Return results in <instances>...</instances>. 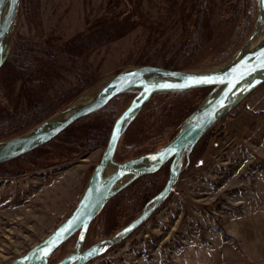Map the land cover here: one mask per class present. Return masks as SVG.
<instances>
[{
    "label": "rangeland",
    "instance_id": "obj_1",
    "mask_svg": "<svg viewBox=\"0 0 264 264\" xmlns=\"http://www.w3.org/2000/svg\"><path fill=\"white\" fill-rule=\"evenodd\" d=\"M208 1L210 33L195 56L189 58L187 70H210L228 64L241 53L256 29L258 0ZM109 2L30 0L26 6L21 2L13 38L59 47L85 32L90 25L87 19L95 21L105 15ZM199 6V0H142L144 20L134 30L91 51L86 62H65L49 68L47 94L67 91L78 79L85 82L92 75L103 85L140 66L165 68L199 26ZM20 85L21 81L11 85L6 76L0 77L3 108L26 109V103L18 99ZM210 93L211 90L197 91L181 97L151 99L150 107L140 112L121 139L116 160L124 162L160 148L171 133L187 123ZM220 121L203 141L204 150L197 152L200 161L191 164L190 154L185 156L179 180L151 217L88 264L248 261L239 241L222 230L231 216L264 197V85L244 100L238 116ZM103 152L104 148H99L68 159H60L54 152L31 169L13 162L16 159L0 164V264H10L26 254L70 216ZM165 167L168 174L162 177L164 181L170 175L169 165ZM119 194L96 215L83 249L113 236L138 217V204L134 210L129 205L125 208ZM76 240L77 235L61 246L50 264L68 255ZM221 240L228 245L222 256L220 250H213L220 249Z\"/></svg>",
    "mask_w": 264,
    "mask_h": 264
},
{
    "label": "water",
    "instance_id": "obj_2",
    "mask_svg": "<svg viewBox=\"0 0 264 264\" xmlns=\"http://www.w3.org/2000/svg\"><path fill=\"white\" fill-rule=\"evenodd\" d=\"M258 4L264 10V0H258ZM20 8L21 0H0V56L4 51L7 52L5 58L0 59V69L11 49ZM260 25L259 17L253 35ZM262 53L264 35L257 42L248 43L234 60L214 69L172 70L146 65L131 72H122L27 134L0 141V149H6L4 154H0V164H5L46 145L77 121L104 108L117 96L135 94L128 107L117 118L108 144L76 208L45 239L10 264H50L54 253L75 235L77 240L74 248L56 264H88L105 255L141 227L171 194L182 173L185 156L192 152L215 124L264 85ZM203 88H211L210 95L164 148L124 162L116 160L121 139L154 95ZM167 165L170 175L164 188L149 202L143 212L113 236L83 249L93 220L107 202L138 179L156 174ZM110 167L114 168V171L106 176V171ZM65 229L67 231H63L61 236L62 230ZM52 241L55 243L52 244ZM49 245L51 247L45 254L44 249Z\"/></svg>",
    "mask_w": 264,
    "mask_h": 264
},
{
    "label": "trees",
    "instance_id": "obj_3",
    "mask_svg": "<svg viewBox=\"0 0 264 264\" xmlns=\"http://www.w3.org/2000/svg\"><path fill=\"white\" fill-rule=\"evenodd\" d=\"M207 1L199 0L200 6L197 12L199 26L191 36L189 43L184 45L185 47L166 64L165 68L172 70L189 69L191 61L189 58L194 57L200 46L207 41L210 33L207 24L210 8L209 4H206ZM21 2L23 6H26L30 0H21ZM141 8L142 0H110L105 15L95 21L87 19L90 24L87 30L77 34L59 47L41 44L24 37H14L7 60L0 69V77L6 76L7 82L11 85L16 81H21L18 99L26 103V109L7 110L0 105V141L27 134L54 114L99 88L102 82L96 81L92 75L85 82L78 79L73 88L54 96H49L45 89L46 81L51 78L49 68L52 69L59 63L65 62L75 63L78 60L86 62L91 51L124 37L138 27L144 20ZM182 54L184 55L183 59L181 58ZM208 90L212 89L163 92L154 95L152 100L158 96L181 97L197 91ZM134 96L135 94L131 93L117 96L104 108L77 121L46 145L17 158L13 162H20L26 169H31L37 167L38 161L46 159L54 152L60 159H68L99 148L105 149L117 118L128 107ZM152 100L145 105L143 110L150 107ZM162 105L163 103L160 106L161 109L163 108ZM241 111L242 104L228 113L221 121L235 118ZM185 124L186 122L171 133L168 141L160 148L145 151L139 155L156 152L164 148ZM216 125L203 136L190 153L191 164L193 161L197 163L200 161L201 157L197 156V152L204 150L201 145L212 134ZM36 153L39 154L36 155ZM201 153L199 155H202ZM116 156H120L118 152ZM166 168L164 167L156 174L144 176L124 189L119 194L123 197L120 204L124 205L125 208L129 205L132 210L138 204L135 214L139 216L149 202L164 188L167 180H162V177L168 174Z\"/></svg>",
    "mask_w": 264,
    "mask_h": 264
},
{
    "label": "crops",
    "instance_id": "obj_4",
    "mask_svg": "<svg viewBox=\"0 0 264 264\" xmlns=\"http://www.w3.org/2000/svg\"><path fill=\"white\" fill-rule=\"evenodd\" d=\"M222 231L239 241L241 250L248 259L242 264H264V197L231 216ZM224 246L228 245L221 240L220 249L213 250H220L222 256Z\"/></svg>",
    "mask_w": 264,
    "mask_h": 264
},
{
    "label": "bare ground",
    "instance_id": "obj_5",
    "mask_svg": "<svg viewBox=\"0 0 264 264\" xmlns=\"http://www.w3.org/2000/svg\"><path fill=\"white\" fill-rule=\"evenodd\" d=\"M259 17L261 19V25H260V28L256 31L255 35H253L252 39L250 40L251 43H255V42L259 41L263 37V35H264V10H263V8L261 6H259ZM250 42H249V44H250ZM6 53H7L6 51H4L2 53V55L0 56V59L1 60L5 58ZM5 151H6V149H0V154H4ZM113 171H114V168L110 167L106 171V174L105 175L106 176H109L111 173H113Z\"/></svg>",
    "mask_w": 264,
    "mask_h": 264
},
{
    "label": "snow or ice",
    "instance_id": "obj_6",
    "mask_svg": "<svg viewBox=\"0 0 264 264\" xmlns=\"http://www.w3.org/2000/svg\"><path fill=\"white\" fill-rule=\"evenodd\" d=\"M262 57H264V53H262ZM163 158V157H162ZM63 231H67V229H65V230H62V232H61V236H62V234H63ZM59 238V237H58ZM55 243V241H52V244H54ZM51 247V245H49L48 247H46L45 249H44V252H45V254H47V251L49 250V248Z\"/></svg>",
    "mask_w": 264,
    "mask_h": 264
}]
</instances>
